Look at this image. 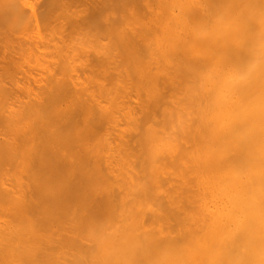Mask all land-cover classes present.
Returning <instances> with one entry per match:
<instances>
[{
	"label": "bare ground",
	"instance_id": "bare-ground-1",
	"mask_svg": "<svg viewBox=\"0 0 264 264\" xmlns=\"http://www.w3.org/2000/svg\"><path fill=\"white\" fill-rule=\"evenodd\" d=\"M123 1L29 10L25 101L1 67L0 264H264V0Z\"/></svg>",
	"mask_w": 264,
	"mask_h": 264
},
{
	"label": "rangeland",
	"instance_id": "rangeland-1",
	"mask_svg": "<svg viewBox=\"0 0 264 264\" xmlns=\"http://www.w3.org/2000/svg\"><path fill=\"white\" fill-rule=\"evenodd\" d=\"M38 1H40V0H15V6H16V11H17V15H18V13L20 14V18H18V16H17V20H16V23H18V25H17V27L15 26V30H14V33H13V35H12V37H8V42L7 41H5V43H4V45L5 46H7V47H9V49L7 50H5L4 49V47L2 48V47H0V51H2L1 53H0V71H1V74L3 73V71H2V68L4 67H6V65H7V67L9 68V70H10V74H9V77H8V75H6L7 77H2V82L4 81V83H5V81H6V86H7V88L8 89H6V86L5 85H3L4 83H2L0 86H1V89H2V85L3 86H5L4 88H3V90H4V92H6V94H8L9 96H10V94H11V97L14 95V94H16L15 93V91H16V88H18L17 86H23L22 84H24V87L27 85H33L32 87H33V89H35V87L34 86H39V79H38V75L37 74H39L40 75V73H38V69H39V67L38 66H40V64L42 63L41 62V58H39V56H38V52H36V50H34L33 48H32V46L33 45H31L30 47H29V50L27 51H24L27 47L24 45L26 42H28V40L30 39V40H32V37H35L36 36V29H35V31H34V24L32 23L33 22V20H31V19H34V20H36L37 21V18H40V15H39V10H38V12H36V13H33V12H35V11H37V9H34V8H38V7H40L39 5H35V4H37L38 3ZM76 1V0H75ZM77 1H79V3L77 2V4H78V6H77V4H74V5H72L73 3L72 2H74V1H71V0H69V1H67L66 0V2H69V4H71V9L72 10H74V8L76 9L77 7H79V5L80 4H83V3H85L84 1H87V0H82L83 1V3L81 2V0H77ZM118 1V3H119V1H123V0H117ZM126 1H129V0H126ZM125 0L122 2V3H124L123 5H125V2H126ZM137 0H131V3L132 2H134L133 4H134V6H132V7H136L137 6V2H136ZM143 1H146V0H143ZM152 0H150V2H151ZM0 2L2 3V5L8 10V9H10V4L8 3L7 4V0H0ZM22 2V3H21ZM115 2V0L112 2V0H111V4L112 3H114ZM141 2V1H140ZM19 3H21V4H19ZM40 3V2H39ZM76 3V2H75ZM87 3V2H86ZM118 3H117V5H115L116 6V8H117V6L119 7V13H121L122 12V10H123V12H122V14H123V16L127 13V12H125L126 10L124 9V6H123V9H122V3L120 2V4L118 5ZM127 3H129L130 5H132L131 3H130V1L129 2H127ZM141 3H143V2H141ZM141 3H139V4H141ZM135 4H136V6H135ZM114 5V4H113ZM112 5V6H113ZM120 5H121V7H120ZM143 5V4H142ZM142 5H139V7L141 6V7H143ZM83 6V5H82ZM127 6H129V5H127ZM33 7V8H32ZM81 7V6H80ZM138 7V6H137ZM138 7V9H136V8H134L135 10H137V12L139 13V8ZM83 8V7H82ZM113 9L112 10H114V14L116 13V14H118L117 13V11L118 10H115V8H114V6L112 7ZM120 8H121V12H120ZM144 8V7H143ZM30 9H34V10H30ZM80 10L81 11V9L80 8H77L76 10ZM134 9H132V10H134ZM145 9V8H144ZM33 11L32 13L33 14H36L37 16H33V18H31L32 17V13L30 12V11ZM78 10V11H79ZM125 10V11H124ZM116 11V12H115ZM144 11V10H143ZM136 11H135V13H137ZM113 13V12H112ZM125 13V14H124ZM141 13L142 14H145V13H143L142 12V9H140V15L139 16H141V18H142V15H141ZM137 15V14H136ZM146 15V14H145ZM100 17H101V15H99ZM116 20L115 21H118V17L117 16H120L121 18H122V16H121V14L119 15H112ZM126 16H128V13H127V15ZM35 17H37L36 19H35ZM137 17H138V15H137ZM113 18V19H114ZM120 18V19H121ZM127 18H129V17H126V18H124V19H127ZM112 19V20H113ZM119 19V20H120ZM40 20V19H39ZM98 20H100V19H98ZM112 20H111V22H112ZM31 21V22H30ZM40 22V23H39ZM100 22H102V20L100 21ZM114 22V21H113ZM119 23H121L120 21H118ZM38 23L40 24L39 26L41 27V20L40 21H38L37 22V25H38ZM115 23V22H114ZM115 24H117V23H115ZM122 25V23L120 24V25H116L118 28H119V30H120V26ZM112 26H113V29H114V31L115 30H117V32H118V28L117 27H115V25L112 23ZM35 27H36V24H35ZM39 27V28H40ZM38 27H37V29L38 30H41L42 31V28L41 29H39ZM115 28H117V29H115ZM31 32H33V33H31ZM34 32H35V34H34ZM39 33V31H37V34ZM50 32H47V34H49ZM116 33V32H115ZM30 34V35H29ZM57 35H58V32L56 33ZM35 35V36H34ZM31 36V37H30ZM14 37V38H13ZM15 37H16V40H15ZM76 37V36H75ZM26 38V39H25ZM77 38V37H76ZM76 38H74V36H73V40L75 39L76 40ZM80 38V37H79ZM22 39V40H21ZM28 39V40H27ZM78 41L80 40V39H77ZM18 42V43H17ZM74 42V41H73ZM77 42V41H76ZM79 43H81V41L79 42ZM79 43H77V45L79 44ZM24 45V46H23ZM0 46H2V45H0ZM34 47V46H33ZM25 48V49H24ZM34 51V53H33V51H31V49ZM4 50V51H3ZM20 52V53H19ZM31 52V53H30ZM7 53V54H6ZM25 53H27V54H25ZM9 54V55H8ZM30 54V55H29ZM34 54V55H33ZM37 54V55H36ZM27 55H29V56H27ZM35 56V57H33V56ZM88 56H90V55H88ZM27 57H28V59H27ZM91 57V56H90ZM31 58H33V60L31 59ZM38 58V59H37ZM93 58H94V56H93ZM22 59V60H21ZM30 60L31 61H34V62H30ZM36 60V61H35ZM87 60H89V58L87 59ZM93 60V59H92ZM91 60V58H90V61H92ZM94 60H96V59H94ZM94 60H93V62H90V64L92 65V63L94 64ZM29 61V62H28ZM27 62V63H26ZM36 62V63H35ZM96 62L97 61H95V64H96ZM27 65H26V64ZM28 63L30 64V66L28 67ZM32 63V64H31ZM79 63H80V61H79ZM6 64V65H5ZM37 66L38 67V69H37V72H36V69H34L33 70V66ZM97 65V64H96ZM79 65H76V67L75 68H78L77 69V71L78 70H80V68L78 67ZM2 67V68H1ZM6 67V69H4V70H7V71H9L8 70V68ZM30 67H31V69H30ZM41 67V66H40ZM93 67V66H92ZM28 68V69H27ZM30 69V70H29ZM82 69V68H81ZM86 69V68H85ZM88 69V68H87ZM86 69V71H88V70H90V69H88L87 70ZM24 71H26V73H23ZM28 71H30V73L28 72ZM34 72V73H31V72ZM77 71H73L72 73H74V72H77ZM82 71H84V74H85V70H82ZM81 71V72H82ZM5 73H6V71H4ZM79 72V71H78ZM81 72H79V74H82ZM8 73V72H7ZM88 73V72H87ZM86 73V74H87ZM77 74V73H76ZM75 74V75H76ZM3 76L5 75L4 73L2 74ZM12 75V76H11ZM27 75H29V76H27ZM31 75V76H30ZM33 75H34V77H33ZM74 75V74H73ZM72 75V76H73ZM80 76H82V75H80ZM87 76V75H86ZM12 77V78H11ZM20 77V78H19ZM26 77V78H25ZM30 77V78H29ZM32 77V78H31ZM85 76L83 75V78H84ZM0 78H1V76H0ZM4 78H5V80H4ZM78 78H80L79 77V75H78ZM8 79V80H7ZM31 79H32V81H31ZM33 79H34V82H33ZM24 80V81H23ZM25 80H27L28 82H27V84H26V82H25ZM30 80V81H29ZM1 81V80H0ZM20 81V82H19ZM35 81H38V82H36L35 83ZM25 82V83H24ZM37 84V85H36ZM11 85V86H10ZM16 85V86H15ZM29 85V88L31 87ZM12 87V86H15V87H13L15 90H14V94H12L13 93V90L12 89H9V87ZM36 87V88H37ZM27 88V87H26ZM20 89V87L17 89V90H19ZM32 89V88H31ZM6 90H12V93L11 92H9L8 93V91H6ZM26 90H30V89H26ZM35 90H37V89H35ZM1 91V90H0ZM21 91H22V89H21ZM21 91H20V94L23 96L24 94H22L21 93ZM23 91H24V89H23ZM32 91V90H31ZM34 92V91H33ZM24 93V92H23ZM28 93V92H27ZM37 93V92H36ZM0 94H1V92H0ZM17 94H19V92H17ZM16 94V95H17ZM19 94V95H20ZM26 94V93H25ZM29 94V95H28ZM28 94H26L28 97H31L30 95V91H29V93ZM3 95H4V93H3ZM21 95H20V97H21ZM34 95V93L32 94V96ZM7 96V95H6ZM18 96V95H17ZM25 96V95H24ZM3 97H5V96H3ZM11 97H9V98H11ZM14 97V96H13ZM19 96L17 97L18 99L20 98ZM6 98V97H5ZM9 98H8V96H7V101H11V99H12V101H11V106H12V109H13V101H14V99L13 98H11L10 100H9ZM23 98V97H22ZM22 98H20L21 100H22ZM26 98V97H25ZM25 98H23L24 100H22V101H25L26 99ZM15 99H16V96H15ZM6 101V100H5ZM4 101V102H5ZM6 101V102H7ZM3 102V101H2ZM5 102V103H6ZM9 103V102H8ZM16 103V102H15ZM20 103H24L25 104V102H20ZM19 103V105H22V104H20ZM2 104V103H1ZM17 104H18V102H17ZM3 105L4 104H2V107H3ZM9 104H7L6 106H8ZM5 105H4V108L6 107ZM10 106V105H9ZM8 106V107H9ZM11 106L9 107V108H7L6 109V111L8 112V110H10V108H11ZM18 106V105H17ZM19 107V106H18ZM18 107L17 108H15V106H14V109H18ZM19 108H22V107H19ZM0 109H1V107H0ZM12 109L10 110V111H12ZM2 112H3V108H2V110H1ZM6 111H4L5 113H6ZM3 112V113H4ZM1 116V115H0ZM3 118H5L4 117V115H3ZM0 119H2V118H0ZM4 120V119H3ZM1 122V121H0ZM2 122H4V121H2ZM1 124V123H0ZM1 126H2V124H1ZM4 126V125H3ZM3 126H2V128H3ZM0 129H1V127H0ZM5 128H3V129H1V130H4ZM1 133V132H0ZM2 134V133H1ZM5 135H7V134H9V133H4ZM11 214V213H10ZM10 217L12 218L13 217V215H10ZM9 217V218H10ZM13 220H14V218H12ZM54 250L56 249L55 247L53 248Z\"/></svg>",
	"mask_w": 264,
	"mask_h": 264
},
{
	"label": "clouds",
	"instance_id": "clouds-1",
	"mask_svg": "<svg viewBox=\"0 0 264 264\" xmlns=\"http://www.w3.org/2000/svg\"><path fill=\"white\" fill-rule=\"evenodd\" d=\"M260 54H261L262 57H264V46H262Z\"/></svg>",
	"mask_w": 264,
	"mask_h": 264
}]
</instances>
